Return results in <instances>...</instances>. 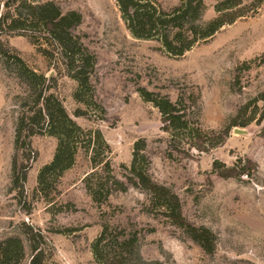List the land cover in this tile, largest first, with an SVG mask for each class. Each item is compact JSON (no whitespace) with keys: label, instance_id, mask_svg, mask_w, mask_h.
<instances>
[{"label":"rangeland","instance_id":"374dc122","mask_svg":"<svg viewBox=\"0 0 264 264\" xmlns=\"http://www.w3.org/2000/svg\"><path fill=\"white\" fill-rule=\"evenodd\" d=\"M33 1H54L64 12H78L81 22L73 33L96 56L93 84L103 111L95 107L75 116L83 108L73 97L76 83L61 76L53 91L69 115L85 129L100 130L119 178L131 161L134 142L143 138L151 179L177 194L188 222L212 232L214 249L205 252L149 210L148 196L139 188L114 191L105 202H94L82 181L91 169L89 152L77 154L74 165L49 183L45 197L37 188V174L53 158L56 140L51 136L31 139L26 179L14 187V127L24 85L1 55L0 240L20 233L24 221L45 233L50 257L58 264H97L91 244L107 225L117 236L134 234L138 255L163 264H264V1L179 57L154 41L132 37L114 0ZM158 1L167 9L178 2ZM204 1L203 19L209 20L215 16V1ZM3 38L29 67L47 72V61L24 36ZM138 87L182 99L191 120L217 143L206 151L171 150L157 108L140 97ZM226 127L227 136L222 134ZM245 164L249 175H220Z\"/></svg>","mask_w":264,"mask_h":264},{"label":"trees","instance_id":"16d2710c","mask_svg":"<svg viewBox=\"0 0 264 264\" xmlns=\"http://www.w3.org/2000/svg\"><path fill=\"white\" fill-rule=\"evenodd\" d=\"M114 1L132 37L154 41L166 54L179 57L209 39L221 27L255 12L264 0H214L215 16L209 20L203 19L206 10L204 0H178L175 6L168 9L158 0ZM80 22L78 12H64L54 1L0 0V55L7 64L13 65L16 77L24 85L14 127V187H19V181L26 179L27 163L32 152L31 139L38 135L51 136L56 140L53 158L37 174V188L45 197H48L49 183L74 165L77 154L80 151L89 152L91 169L82 181L94 202H105L114 191L139 188L148 196L149 210L182 230L205 252H212V232L188 222L182 214L177 194L151 179L144 152L145 140L140 138L134 142L131 161L123 166L125 172L122 178L117 177L107 156L109 146L100 130L81 127L54 93L57 78L66 76L76 83L73 97L83 106L76 109L75 116L87 115L95 107L103 111L93 84L96 56L73 33ZM12 35L24 36L35 47L47 61V72H37L29 67L7 45L3 37ZM49 70L52 71L48 73ZM137 92L145 102L157 108L161 129L168 135L167 143L171 150L178 153L191 149L206 151L217 143L191 120L189 107L182 99L173 101L144 87H138ZM260 99L264 101V92L260 94ZM229 130L230 127H226L222 134L227 136ZM247 164L253 165L250 160ZM247 164L238 166L237 170L235 167L225 168L220 175H249ZM231 170H236L235 174ZM109 229L107 225L103 226L91 244L97 264H163L138 255L134 234L120 237L113 233L116 230ZM20 230V233L0 240V264H22L23 261V264H58L51 259L49 239L40 228L23 221Z\"/></svg>","mask_w":264,"mask_h":264},{"label":"water","instance_id":"95a60500","mask_svg":"<svg viewBox=\"0 0 264 264\" xmlns=\"http://www.w3.org/2000/svg\"><path fill=\"white\" fill-rule=\"evenodd\" d=\"M236 131L240 132L241 130H239V129H236Z\"/></svg>","mask_w":264,"mask_h":264}]
</instances>
